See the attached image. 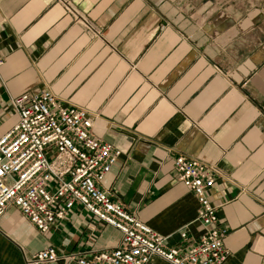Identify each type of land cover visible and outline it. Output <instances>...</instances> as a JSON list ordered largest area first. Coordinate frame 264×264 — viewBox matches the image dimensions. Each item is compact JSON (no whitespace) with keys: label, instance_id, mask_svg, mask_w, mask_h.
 I'll return each instance as SVG.
<instances>
[{"label":"crops","instance_id":"0c3cea01","mask_svg":"<svg viewBox=\"0 0 264 264\" xmlns=\"http://www.w3.org/2000/svg\"><path fill=\"white\" fill-rule=\"evenodd\" d=\"M0 0V137L10 98L49 89L86 109L91 132L121 151L99 186L183 246L202 232L182 154L220 170L209 197L227 228L222 264H264V3L253 0ZM186 233V239L181 233ZM121 233L76 203L39 231L15 205L0 217V264L48 245L112 250ZM147 264H169L152 257Z\"/></svg>","mask_w":264,"mask_h":264},{"label":"built area","instance_id":"2783aa9c","mask_svg":"<svg viewBox=\"0 0 264 264\" xmlns=\"http://www.w3.org/2000/svg\"><path fill=\"white\" fill-rule=\"evenodd\" d=\"M63 3L74 17L79 15L69 0ZM10 103L17 121L0 137V217L15 205L46 232L78 203L121 233L120 245L112 250L64 254L76 264H147L152 257L169 264H222L230 255L223 243L227 228L208 193L220 176L216 164L182 154L173 158L177 180L197 199L202 232L186 245L167 246L163 235L99 186L121 151L92 134L86 109L63 104L49 89L22 93ZM181 237L186 239V233ZM57 259L56 248L48 245L26 264Z\"/></svg>","mask_w":264,"mask_h":264},{"label":"rangeland","instance_id":"374dc122","mask_svg":"<svg viewBox=\"0 0 264 264\" xmlns=\"http://www.w3.org/2000/svg\"><path fill=\"white\" fill-rule=\"evenodd\" d=\"M253 1H255L256 2V4H259V3H264V0H253Z\"/></svg>","mask_w":264,"mask_h":264}]
</instances>
